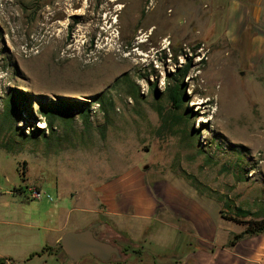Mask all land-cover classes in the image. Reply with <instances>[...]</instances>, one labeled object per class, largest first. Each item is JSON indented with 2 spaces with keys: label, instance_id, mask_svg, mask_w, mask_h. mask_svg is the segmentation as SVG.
I'll return each mask as SVG.
<instances>
[{
  "label": "rangeland",
  "instance_id": "374dc122",
  "mask_svg": "<svg viewBox=\"0 0 264 264\" xmlns=\"http://www.w3.org/2000/svg\"><path fill=\"white\" fill-rule=\"evenodd\" d=\"M0 14L1 200L42 191L65 233L82 231L102 208L97 188L139 166L208 201L216 245L264 220V0H0ZM187 66L178 109L169 90ZM97 95L114 102L107 117ZM95 222L101 239L143 252L114 263L187 264L200 247L168 211L133 237Z\"/></svg>",
  "mask_w": 264,
  "mask_h": 264
},
{
  "label": "crops",
  "instance_id": "0c3cea01",
  "mask_svg": "<svg viewBox=\"0 0 264 264\" xmlns=\"http://www.w3.org/2000/svg\"><path fill=\"white\" fill-rule=\"evenodd\" d=\"M15 191L22 193L23 190L16 188L9 193L15 194ZM96 191V200L102 208L96 207L91 224L104 216L117 225H123V230L133 237L137 234L135 226H142L140 224L145 221L156 219L168 211L190 224L199 238L201 247L185 257L187 264H264V233L246 236L232 247L229 246L232 240L216 245L219 227L207 210L208 201L190 197L173 185L161 187L157 179L149 177L145 168L133 166L105 181ZM46 195L34 199L29 194L26 201L0 199V258L7 259L6 264H31L36 258L41 261L32 264H52L49 261L53 257L57 261L56 253L47 248L59 246L67 222H63L61 213L53 215L49 206L45 207L43 199H49ZM51 198L49 201L53 202ZM56 264L132 263H107L86 256L79 262L57 261Z\"/></svg>",
  "mask_w": 264,
  "mask_h": 264
},
{
  "label": "trees",
  "instance_id": "16d2710c",
  "mask_svg": "<svg viewBox=\"0 0 264 264\" xmlns=\"http://www.w3.org/2000/svg\"><path fill=\"white\" fill-rule=\"evenodd\" d=\"M189 66L186 67L185 70H183L182 72H180L175 78V84L173 86V88H170L169 90V98L170 100L172 101L173 105L180 109L183 107L184 105V97H185V90L183 89L182 87V84H181V81L183 79V77L185 76L187 70H188ZM119 83V80H117L114 84V86L116 87ZM113 86V87H114ZM130 87H133L132 85ZM130 96H135L137 97L138 96V93L136 94H129ZM92 101L94 103H96L97 105H99V107L101 108V111L105 114V116L107 117L108 116V109H107V106H113L114 105V102L112 99H110L108 96L106 95H97L95 96ZM80 113H81V117L84 121H87L89 120L90 118V113H89V109H81L80 108ZM68 117H72V113L70 111ZM55 119V115L52 116V119L50 120V122H48V127L49 129L51 130V132L54 131V120ZM239 214H242L244 216H247L249 215L248 212L242 210V209H238L237 210ZM232 221H237L239 222V220L236 218V217H231L230 218ZM247 225V228L245 229V231L241 234H237L234 236V239L230 242L229 246L232 247V246H235L236 243L245 238L246 236H253V235H260L262 233H264V220H261V221H248L246 223ZM95 235L97 236V234L95 233ZM98 237V236H97ZM99 239H101L100 237H98ZM102 240H105V239H102ZM107 241V240H105ZM113 244H116L115 242H112V241H109ZM118 245V244H116ZM119 246V245H118ZM120 247V246H119ZM201 247V246H200ZM59 250L63 252V249H62V246H61V243L59 244L58 246ZM121 248V247H120ZM199 248V247H198ZM47 250H54V248H47ZM121 252H122V255H128V254H134V255H141L143 252L142 250L140 249H134V248H131L130 245H126L123 247V249H121ZM7 263V259H4V258H0V264H6ZM107 263H112V261H109ZM117 263H124V262H121L120 260L117 261ZM174 264H178V263H174Z\"/></svg>",
  "mask_w": 264,
  "mask_h": 264
},
{
  "label": "water",
  "instance_id": "95a60500",
  "mask_svg": "<svg viewBox=\"0 0 264 264\" xmlns=\"http://www.w3.org/2000/svg\"><path fill=\"white\" fill-rule=\"evenodd\" d=\"M100 225V222H94L82 231H70L62 235V249L72 262H79L86 256H93L102 262L122 257L118 245L99 239L95 235V229Z\"/></svg>",
  "mask_w": 264,
  "mask_h": 264
},
{
  "label": "built area",
  "instance_id": "2783aa9c",
  "mask_svg": "<svg viewBox=\"0 0 264 264\" xmlns=\"http://www.w3.org/2000/svg\"><path fill=\"white\" fill-rule=\"evenodd\" d=\"M46 195V193H42V191L39 190H33L31 191V198L38 199ZM49 199H52L50 195H46Z\"/></svg>",
  "mask_w": 264,
  "mask_h": 264
},
{
  "label": "bare ground",
  "instance_id": "6f19581e",
  "mask_svg": "<svg viewBox=\"0 0 264 264\" xmlns=\"http://www.w3.org/2000/svg\"><path fill=\"white\" fill-rule=\"evenodd\" d=\"M124 7V6H123ZM163 12V11H162ZM1 15V14H0ZM159 15H160V18H162V16L164 15V13H163V15H162V13H161V11H160V13H159ZM1 20H2V18H0ZM150 21V20H149ZM4 22V21H3ZM160 29H163V27H165V22L164 23H161V20H160V22H159V26H158Z\"/></svg>",
  "mask_w": 264,
  "mask_h": 264
}]
</instances>
